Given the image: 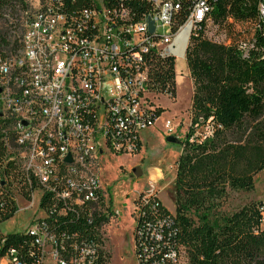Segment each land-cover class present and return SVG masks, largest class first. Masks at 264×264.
I'll return each instance as SVG.
<instances>
[{
	"label": "built area",
	"instance_id": "2783aa9c",
	"mask_svg": "<svg viewBox=\"0 0 264 264\" xmlns=\"http://www.w3.org/2000/svg\"><path fill=\"white\" fill-rule=\"evenodd\" d=\"M29 1L33 12L21 51L0 57V133L6 134L9 151L20 160L28 184L35 187L30 200L16 195V204L21 198L32 207L38 193L43 212L23 231L34 238L28 254L39 250L36 264H101L100 249L109 251L106 228L117 212L110 189L103 187L96 172L98 160L104 148L112 154L110 145L133 155L134 134L141 140V131L156 123L147 122L149 106L143 101L149 95L148 70L142 66V54L155 50L173 58L175 67L180 54L186 61L191 36L211 0H149L153 11L136 22L124 6L109 10L102 0H94L93 9L75 13L61 11L54 0ZM183 2L191 3V8L185 22L175 28L173 20ZM258 18L264 21V0ZM242 49L247 53L249 47ZM165 128L172 131L170 123ZM45 196L59 203L60 213L103 197L99 218L109 209L113 213L99 229L104 246L75 229L52 231L41 205ZM142 196L157 198L149 193L137 198ZM82 224L90 226L92 221ZM7 235L0 230V264H30L26 253L5 245ZM133 240L135 264L158 263L153 242L161 236L155 227L146 224L140 229L135 219ZM163 259L175 263L176 254L168 252Z\"/></svg>",
	"mask_w": 264,
	"mask_h": 264
},
{
	"label": "trees",
	"instance_id": "16d2710c",
	"mask_svg": "<svg viewBox=\"0 0 264 264\" xmlns=\"http://www.w3.org/2000/svg\"><path fill=\"white\" fill-rule=\"evenodd\" d=\"M102 1L109 10L124 6L132 22L153 11L149 0ZM259 3L211 0L208 13L191 36L186 64L193 86L192 121L177 161L176 211L171 213L158 198L145 200L142 196L134 203L139 228L150 224L161 236L153 242L156 264H264V203H251L230 215L221 211L229 191L252 192L255 177L264 171V21L258 18ZM54 4L68 13L97 6L94 0H54ZM190 8L191 3H182L173 20L175 28L185 22ZM32 12L29 0H0V57L21 51ZM209 25L210 40L206 37ZM214 28L218 30L215 34ZM244 45L249 47L247 53ZM142 59V66L148 70L146 92L175 99L174 59L162 57L155 50L143 53ZM147 105V122L153 124L162 109ZM202 126L209 128L208 134L196 135ZM133 144L136 155L142 149L137 133ZM109 148L115 156L125 154L112 145ZM0 177L1 224L17 213L16 195L30 200L35 189L28 184L20 160L9 151L3 131ZM103 200L100 196L92 205L65 213H60L59 203L48 196L41 205L48 213L46 223L52 231L75 229L104 246L99 229L113 213L109 209L108 216L99 218ZM88 221L92 225L82 224ZM33 240L26 232H16L5 237V245L17 247L26 253L28 263L36 264L39 250L34 248L33 254H28ZM100 252L104 253L100 263H109L111 252L105 248ZM168 252L176 254L175 263L163 259Z\"/></svg>",
	"mask_w": 264,
	"mask_h": 264
},
{
	"label": "rangeland",
	"instance_id": "374dc122",
	"mask_svg": "<svg viewBox=\"0 0 264 264\" xmlns=\"http://www.w3.org/2000/svg\"><path fill=\"white\" fill-rule=\"evenodd\" d=\"M217 28L212 30L216 33ZM19 32L15 35L18 37ZM206 37L210 40V25ZM14 38V39H15ZM216 36L213 37L215 41ZM177 96L170 99L164 95H148L145 103L162 109L156 123L141 131L142 149L136 155L110 154L106 148L98 160L100 181L105 189H110L111 199L117 215L106 228L107 248L111 252V264H135L133 231L135 229L134 201L140 194L157 196L160 202L171 212L176 211V170L182 146L166 141L174 136L185 140L192 121L193 86L186 61L176 62ZM170 123L172 131L165 126ZM208 127H201L196 135L208 134ZM38 193L35 203L18 199V212L0 225L4 234L23 232L35 217H42L38 208ZM264 203V171L255 177V189L252 192L229 191L221 211L230 215L251 203ZM29 204V205H28Z\"/></svg>",
	"mask_w": 264,
	"mask_h": 264
},
{
	"label": "water",
	"instance_id": "95a60500",
	"mask_svg": "<svg viewBox=\"0 0 264 264\" xmlns=\"http://www.w3.org/2000/svg\"><path fill=\"white\" fill-rule=\"evenodd\" d=\"M149 26H150V33L153 34L154 31H155L154 23L152 21H150ZM0 92H1V90H0ZM166 141L168 143L174 144V145H180L181 144V141L178 138L174 137V136L167 137ZM67 161L70 162V157L67 159Z\"/></svg>",
	"mask_w": 264,
	"mask_h": 264
},
{
	"label": "bare ground",
	"instance_id": "6f19581e",
	"mask_svg": "<svg viewBox=\"0 0 264 264\" xmlns=\"http://www.w3.org/2000/svg\"><path fill=\"white\" fill-rule=\"evenodd\" d=\"M180 41H182V38H180ZM179 57H180L181 61H183L184 56L182 54H180Z\"/></svg>",
	"mask_w": 264,
	"mask_h": 264
}]
</instances>
